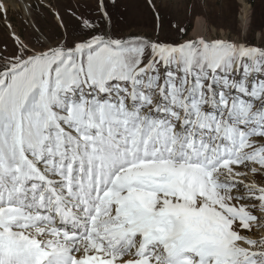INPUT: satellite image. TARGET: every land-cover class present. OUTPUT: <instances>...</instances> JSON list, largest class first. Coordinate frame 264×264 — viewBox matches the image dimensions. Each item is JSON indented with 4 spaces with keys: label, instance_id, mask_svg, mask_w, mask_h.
Returning a JSON list of instances; mask_svg holds the SVG:
<instances>
[{
    "label": "snow or ice",
    "instance_id": "1",
    "mask_svg": "<svg viewBox=\"0 0 264 264\" xmlns=\"http://www.w3.org/2000/svg\"><path fill=\"white\" fill-rule=\"evenodd\" d=\"M96 11L0 54V264H264V47Z\"/></svg>",
    "mask_w": 264,
    "mask_h": 264
},
{
    "label": "rangeland",
    "instance_id": "2",
    "mask_svg": "<svg viewBox=\"0 0 264 264\" xmlns=\"http://www.w3.org/2000/svg\"><path fill=\"white\" fill-rule=\"evenodd\" d=\"M11 1L18 3L8 0L7 18L0 17V54L7 57L14 55L16 50L11 33H16L27 43L34 41L41 33L51 36L62 31L54 11L64 18L69 30L76 24V19L69 15V9L93 19L99 15L96 0H26L30 5V16L25 14L23 8H15ZM244 1L249 6L246 25L240 17L244 7L241 0H157L158 4L163 3L161 20L154 18L153 10L147 7L145 0H116L115 6L111 5L110 0H105L111 22L105 23L104 27L117 36L140 35L179 43L194 38L196 21L201 19L205 21L211 39L223 37L264 47V0ZM177 28L185 29L186 35ZM2 66L3 62L0 61ZM256 181L264 183V178L257 175ZM263 230L254 229L253 238L264 237L261 235Z\"/></svg>",
    "mask_w": 264,
    "mask_h": 264
},
{
    "label": "bare ground",
    "instance_id": "3",
    "mask_svg": "<svg viewBox=\"0 0 264 264\" xmlns=\"http://www.w3.org/2000/svg\"><path fill=\"white\" fill-rule=\"evenodd\" d=\"M16 1H18L17 4H15V2L11 1V3L14 5V7L15 8H23V11L25 12V14L27 16H30V14H31L30 5L27 3V1L26 0H16ZM241 2L243 3L244 7H243V14H241L240 17L242 19V22L246 25L248 23V9L247 8H249V6L245 3L244 0H241ZM56 20H58L57 17H56ZM207 30L208 29L206 27L205 21L198 19L196 21V26H195V29L193 31V35H194V37L204 36L208 39H211L207 33ZM15 35H17V34L15 33ZM261 235L264 236V233Z\"/></svg>",
    "mask_w": 264,
    "mask_h": 264
}]
</instances>
